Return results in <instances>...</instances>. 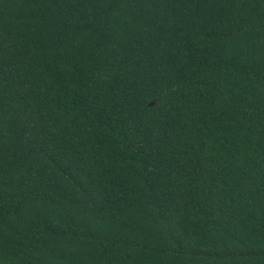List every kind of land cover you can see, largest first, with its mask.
Instances as JSON below:
<instances>
[{
	"label": "trees",
	"instance_id": "obj_1",
	"mask_svg": "<svg viewBox=\"0 0 264 264\" xmlns=\"http://www.w3.org/2000/svg\"><path fill=\"white\" fill-rule=\"evenodd\" d=\"M0 264H264V0H0Z\"/></svg>",
	"mask_w": 264,
	"mask_h": 264
}]
</instances>
